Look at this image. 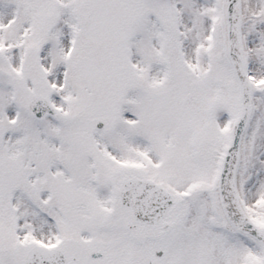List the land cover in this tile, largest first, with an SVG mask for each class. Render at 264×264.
Instances as JSON below:
<instances>
[{"label": "snow or ice", "instance_id": "1", "mask_svg": "<svg viewBox=\"0 0 264 264\" xmlns=\"http://www.w3.org/2000/svg\"><path fill=\"white\" fill-rule=\"evenodd\" d=\"M0 264H264V0H0Z\"/></svg>", "mask_w": 264, "mask_h": 264}]
</instances>
